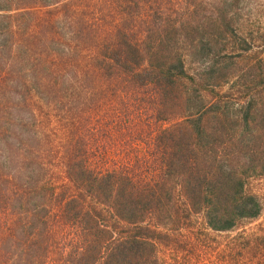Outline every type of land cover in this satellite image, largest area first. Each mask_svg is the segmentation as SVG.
Listing matches in <instances>:
<instances>
[{"label": "trees", "instance_id": "16d2710c", "mask_svg": "<svg viewBox=\"0 0 264 264\" xmlns=\"http://www.w3.org/2000/svg\"><path fill=\"white\" fill-rule=\"evenodd\" d=\"M256 3L0 0V264H162L258 217Z\"/></svg>", "mask_w": 264, "mask_h": 264}, {"label": "rangeland", "instance_id": "374dc122", "mask_svg": "<svg viewBox=\"0 0 264 264\" xmlns=\"http://www.w3.org/2000/svg\"><path fill=\"white\" fill-rule=\"evenodd\" d=\"M255 1L256 13L264 20V0ZM204 5L199 4L200 12ZM249 186L262 202L257 218L245 221L230 231L209 232L196 240L192 239L196 236L190 228H182L181 235L185 237L179 236L170 242V251L167 247H160L158 253L163 258L162 264H264L263 245L258 239L264 236V178L250 179Z\"/></svg>", "mask_w": 264, "mask_h": 264}]
</instances>
